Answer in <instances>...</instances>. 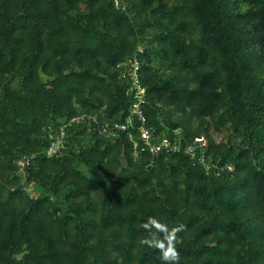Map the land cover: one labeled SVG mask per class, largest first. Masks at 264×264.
I'll use <instances>...</instances> for the list:
<instances>
[{
    "label": "trees",
    "instance_id": "1",
    "mask_svg": "<svg viewBox=\"0 0 264 264\" xmlns=\"http://www.w3.org/2000/svg\"><path fill=\"white\" fill-rule=\"evenodd\" d=\"M133 55L151 141L194 157L112 128ZM150 217L179 264H264V0H0V264H164Z\"/></svg>",
    "mask_w": 264,
    "mask_h": 264
},
{
    "label": "built area",
    "instance_id": "2",
    "mask_svg": "<svg viewBox=\"0 0 264 264\" xmlns=\"http://www.w3.org/2000/svg\"><path fill=\"white\" fill-rule=\"evenodd\" d=\"M116 3V1H115ZM120 66V65H118ZM140 62L136 55L128 58L126 62L123 63V68L121 69V76L128 80V85L125 90V94L132 99V104L129 108V114L125 117L122 123H114L112 125L113 129H121L122 131H127L128 138L132 142V154L136 156L139 152L148 150L151 153H158L159 151L164 152H178L181 151L184 154H189L194 157L196 147L192 143H187L180 147L178 139L173 138H161L158 141H151V131L148 127H145V117L141 110V105L145 101L146 89L140 78ZM135 116L139 122V136L134 137L129 129L131 117ZM108 123H103L100 125L99 130L101 133L107 136L114 135L111 127ZM110 127V128H109ZM64 133L60 130L59 134L51 137V142L46 150V155L50 156L53 152L58 151L62 148ZM194 142H199L200 147V162H204L205 154L202 149L206 145V141L201 137H195ZM28 161L27 157L18 160L17 165L19 166V171H21L23 165ZM230 169V166H228Z\"/></svg>",
    "mask_w": 264,
    "mask_h": 264
},
{
    "label": "clouds",
    "instance_id": "3",
    "mask_svg": "<svg viewBox=\"0 0 264 264\" xmlns=\"http://www.w3.org/2000/svg\"><path fill=\"white\" fill-rule=\"evenodd\" d=\"M148 235L140 242L149 248L158 250L164 264H179V252L175 246L177 233L184 229V225H178L171 229L155 217H150L144 225ZM155 229V231H152ZM159 234H162L159 235Z\"/></svg>",
    "mask_w": 264,
    "mask_h": 264
},
{
    "label": "rangeland",
    "instance_id": "4",
    "mask_svg": "<svg viewBox=\"0 0 264 264\" xmlns=\"http://www.w3.org/2000/svg\"><path fill=\"white\" fill-rule=\"evenodd\" d=\"M214 138L219 140V139H221V135L217 134V135L214 136Z\"/></svg>",
    "mask_w": 264,
    "mask_h": 264
}]
</instances>
